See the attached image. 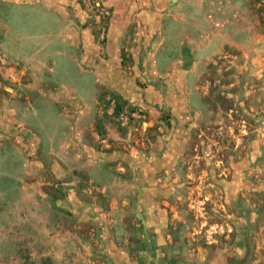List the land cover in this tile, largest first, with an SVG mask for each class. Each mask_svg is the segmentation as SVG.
<instances>
[{"label": "rangeland", "instance_id": "rangeland-1", "mask_svg": "<svg viewBox=\"0 0 264 264\" xmlns=\"http://www.w3.org/2000/svg\"><path fill=\"white\" fill-rule=\"evenodd\" d=\"M111 1L0 0V264H264V0Z\"/></svg>", "mask_w": 264, "mask_h": 264}, {"label": "crops", "instance_id": "crops-1", "mask_svg": "<svg viewBox=\"0 0 264 264\" xmlns=\"http://www.w3.org/2000/svg\"><path fill=\"white\" fill-rule=\"evenodd\" d=\"M24 0H2V3L5 5H8L9 7H15L20 6L21 3H23ZM144 2H146L144 0ZM112 8L114 9V17L112 19L111 25L108 29V42H107V48L108 51H110L113 58H122V48L124 45L123 42L125 39L130 40L132 36H130L129 33V23L131 22V12H126L123 10V7L119 6V3L114 2V0L111 1ZM115 4V5H114ZM162 7L159 6L158 11L152 14L149 11L145 12L146 17L145 19L148 20L149 26L147 27V30L149 31L150 35L152 37L158 36L159 34H162V31L164 29L163 26V17L165 16V13L162 11ZM164 14V15H163ZM141 15H144L142 12ZM128 20V22H127ZM152 22V23H151ZM126 42V41H125ZM129 49L130 47H126ZM133 49V48H132ZM134 51H137L136 49H133Z\"/></svg>", "mask_w": 264, "mask_h": 264}, {"label": "built area", "instance_id": "built-area-1", "mask_svg": "<svg viewBox=\"0 0 264 264\" xmlns=\"http://www.w3.org/2000/svg\"><path fill=\"white\" fill-rule=\"evenodd\" d=\"M100 4V3H99Z\"/></svg>", "mask_w": 264, "mask_h": 264}]
</instances>
